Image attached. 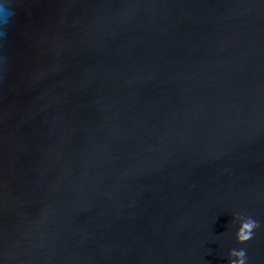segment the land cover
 <instances>
[{
	"label": "water",
	"instance_id": "1",
	"mask_svg": "<svg viewBox=\"0 0 264 264\" xmlns=\"http://www.w3.org/2000/svg\"><path fill=\"white\" fill-rule=\"evenodd\" d=\"M237 215L259 224L244 244ZM233 249L264 264V0H18L0 48V264H228Z\"/></svg>",
	"mask_w": 264,
	"mask_h": 264
},
{
	"label": "clouds",
	"instance_id": "2",
	"mask_svg": "<svg viewBox=\"0 0 264 264\" xmlns=\"http://www.w3.org/2000/svg\"><path fill=\"white\" fill-rule=\"evenodd\" d=\"M18 14V0H0V48L7 43L9 30L14 25ZM6 59V58H5ZM239 227L235 238L237 243L244 244L252 238L254 229L259 227L257 221L237 215ZM228 264H246V251L233 249L228 253Z\"/></svg>",
	"mask_w": 264,
	"mask_h": 264
}]
</instances>
